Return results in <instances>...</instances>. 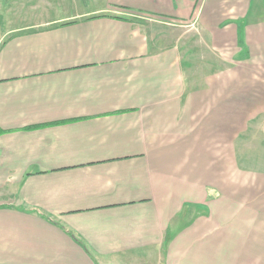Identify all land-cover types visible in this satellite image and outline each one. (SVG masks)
I'll use <instances>...</instances> for the list:
<instances>
[{
	"label": "crops",
	"instance_id": "crops-1",
	"mask_svg": "<svg viewBox=\"0 0 264 264\" xmlns=\"http://www.w3.org/2000/svg\"><path fill=\"white\" fill-rule=\"evenodd\" d=\"M31 5L0 14V264H264V0Z\"/></svg>",
	"mask_w": 264,
	"mask_h": 264
},
{
	"label": "rangeland",
	"instance_id": "rangeland-1",
	"mask_svg": "<svg viewBox=\"0 0 264 264\" xmlns=\"http://www.w3.org/2000/svg\"><path fill=\"white\" fill-rule=\"evenodd\" d=\"M53 0H20V1H14L12 3L11 7H7V9H0V14H3L4 17L6 18V14L7 11L10 10H18L21 8H26V7H30L32 6L31 4H35L36 7H46L47 5H49V3H52ZM0 4L2 5L3 2H0ZM46 4V5H45ZM4 22L6 23L5 20H3V25ZM0 27L2 28V16H0Z\"/></svg>",
	"mask_w": 264,
	"mask_h": 264
}]
</instances>
